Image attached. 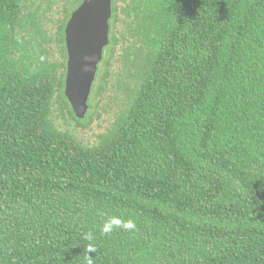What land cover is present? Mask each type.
Returning <instances> with one entry per match:
<instances>
[{"label": "trees", "instance_id": "trees-1", "mask_svg": "<svg viewBox=\"0 0 264 264\" xmlns=\"http://www.w3.org/2000/svg\"><path fill=\"white\" fill-rule=\"evenodd\" d=\"M81 1L0 0V264H264V0H112L79 118Z\"/></svg>", "mask_w": 264, "mask_h": 264}, {"label": "water", "instance_id": "water-1", "mask_svg": "<svg viewBox=\"0 0 264 264\" xmlns=\"http://www.w3.org/2000/svg\"><path fill=\"white\" fill-rule=\"evenodd\" d=\"M112 0H82L64 28L66 73L64 94L73 113L82 118L103 49L109 43Z\"/></svg>", "mask_w": 264, "mask_h": 264}, {"label": "clouds", "instance_id": "clouds-1", "mask_svg": "<svg viewBox=\"0 0 264 264\" xmlns=\"http://www.w3.org/2000/svg\"><path fill=\"white\" fill-rule=\"evenodd\" d=\"M115 228H123L126 231L134 230L136 228V223L132 219L124 220L117 216H111L104 221L101 232L104 234H109L113 232ZM84 238L91 241L93 239V236L91 233H88ZM86 251L87 253L95 252L94 245L89 244ZM87 264H93L92 258H90L89 256L87 257Z\"/></svg>", "mask_w": 264, "mask_h": 264}, {"label": "rangeland", "instance_id": "rangeland-1", "mask_svg": "<svg viewBox=\"0 0 264 264\" xmlns=\"http://www.w3.org/2000/svg\"><path fill=\"white\" fill-rule=\"evenodd\" d=\"M23 1H27V0H23ZM45 2H46V1H44L43 3H45ZM109 40H110V37H109ZM105 52H106V47H104V49H103V56H102V59H103V57H104ZM102 59H101V61L98 63L97 72H99V69L101 68ZM97 72H96V74H98ZM96 128H97V126H96Z\"/></svg>", "mask_w": 264, "mask_h": 264}]
</instances>
